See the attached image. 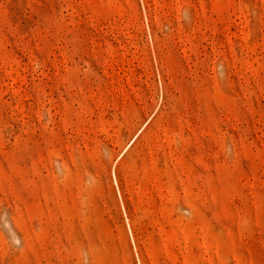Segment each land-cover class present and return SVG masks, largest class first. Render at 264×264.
<instances>
[{
  "label": "rangeland",
  "instance_id": "374dc122",
  "mask_svg": "<svg viewBox=\"0 0 264 264\" xmlns=\"http://www.w3.org/2000/svg\"><path fill=\"white\" fill-rule=\"evenodd\" d=\"M0 264H264V0H0Z\"/></svg>",
  "mask_w": 264,
  "mask_h": 264
}]
</instances>
